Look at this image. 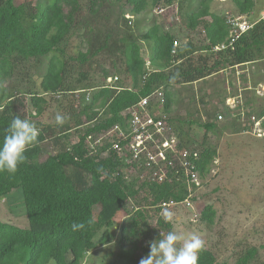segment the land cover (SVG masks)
<instances>
[{
    "label": "trees",
    "instance_id": "trees-1",
    "mask_svg": "<svg viewBox=\"0 0 264 264\" xmlns=\"http://www.w3.org/2000/svg\"><path fill=\"white\" fill-rule=\"evenodd\" d=\"M17 1L0 0V146L15 115L34 122L39 136L14 173L0 172V199L20 190L29 223L22 228L0 221V264H82L90 252L115 241L124 254L122 264H139L150 251L149 242L173 230L160 215L162 204L183 202L191 193L184 180L128 183L121 173L124 163L110 151L112 144L95 146L88 138L123 124L127 119L123 112L154 90L166 91L168 111L172 96L167 89L173 83L193 84L227 68L264 61V29L257 24L233 48L216 52L230 30L225 15L213 11L215 0H40L33 7ZM232 1L240 16L251 15L255 7L254 0ZM159 7L176 9L173 15L189 32L184 41L159 24L160 15L154 13ZM143 14L147 23L137 31L129 28L127 16ZM75 32L85 49L70 56L67 48ZM40 58L49 61L39 90L12 93L3 88L18 65ZM94 64L106 84L93 83ZM76 68L80 79L71 85ZM116 77V89H111L107 81ZM263 82L264 73L257 83ZM54 103L74 120L73 126L40 121ZM244 107L242 114L255 110L252 101ZM204 127L217 129L215 124ZM179 137L185 140L182 134ZM47 142L56 153L40 161ZM216 156V148H202L195 162L201 177ZM121 213L126 218L118 225L117 237L112 229ZM201 217L213 224L214 208L206 206ZM90 218L91 225L71 230L74 221ZM256 252L251 249L237 264H250ZM198 264L224 263L204 246Z\"/></svg>",
    "mask_w": 264,
    "mask_h": 264
},
{
    "label": "rangeland",
    "instance_id": "rangeland-1",
    "mask_svg": "<svg viewBox=\"0 0 264 264\" xmlns=\"http://www.w3.org/2000/svg\"><path fill=\"white\" fill-rule=\"evenodd\" d=\"M254 1L255 7L248 17L250 21H257L260 13L264 11V0ZM40 2V0H18L17 5L26 4L33 7ZM212 9L224 15L239 14L232 0H215ZM173 12L176 13L175 8L168 9L164 15H160L159 24L176 39L184 41L189 32L184 28L181 18L179 21L173 19ZM148 19L144 14L131 17L128 26L137 31L144 26L145 21L147 23ZM102 20L103 18L100 22ZM126 29H123V32ZM145 29L147 28L143 31H146ZM79 32H75L76 35L69 41L70 47L67 49L70 56L85 49L80 36L77 35ZM146 57L150 56L146 54ZM48 61V58L32 59L18 65L13 77L2 84L3 88L12 93L39 90L41 77L46 72ZM92 71L94 72L91 79L94 80V84H106L100 74L99 65L94 64ZM78 72L77 68L72 71L71 85H75V81L80 79ZM263 73L264 61H259L236 69L227 68L197 83L184 85L173 83L167 89L171 93L172 103L170 109L166 111V116L178 135H183L182 139H185L183 141L188 147L201 151L206 145L216 148L217 151L209 171L204 177H200L202 188L197 193L191 194L193 203H196L195 208L192 211L181 207L168 208L174 213L171 224L177 232L185 235L194 232L200 235L204 240L205 248L215 255L219 263L237 264L248 251L256 249V255L250 264H264V112L262 110L264 102L255 95L261 84L257 82H260ZM26 99L29 101V97ZM246 101H252L255 110H245V114H242ZM58 112L66 117L64 124L73 126L74 120L55 103L45 111L40 121L56 124L55 115ZM220 115L222 119H219ZM258 120L262 125V131H257L258 128L255 126ZM206 124H215L217 129L208 131L204 127ZM55 153L56 149L52 147L51 142H47L39 160L45 161L48 156ZM132 176L135 179V174ZM187 187L190 189L189 185ZM128 204L132 209V203ZM206 206H212L215 211L211 225L201 217V212ZM194 213L199 214L198 219L193 217ZM124 218H126L125 214L121 213L115 219L116 224L112 230L117 237H119L118 225ZM0 221L22 228L29 224L20 190H15L0 199ZM152 224L155 225V219L152 220ZM120 252L115 241L113 244L90 252L82 264L110 262L122 264L124 254Z\"/></svg>",
    "mask_w": 264,
    "mask_h": 264
},
{
    "label": "built area",
    "instance_id": "built-area-1",
    "mask_svg": "<svg viewBox=\"0 0 264 264\" xmlns=\"http://www.w3.org/2000/svg\"><path fill=\"white\" fill-rule=\"evenodd\" d=\"M166 12L167 10L161 7L154 10L157 15H164ZM246 18L248 17L235 16L230 13L225 15L230 35L226 43L215 47L216 52L233 48L235 43L254 29L257 24H260L264 29V11L260 13L257 21H250L249 18ZM173 19H177L176 16H173ZM174 45L176 47L178 42H175ZM248 65L250 64H246V66ZM238 67L240 68V66H236L235 69ZM117 81V77L110 78L107 84L111 89H116L114 85ZM256 95L264 98V82L259 84ZM165 105L166 94L163 88L154 90L150 95L141 98L137 104L123 112V115L127 116L123 124H117L98 136L92 135L88 141H92L93 145L100 147H104L106 143L112 144L110 151H113L117 158L124 163L122 174L128 183L137 181L141 184L149 179L152 182L174 184L184 180L190 186V193H197L202 188L201 176L195 165L200 157V151L197 148L188 147L180 139L172 122L166 116ZM219 119H222V115L219 116ZM255 126L258 128L257 131H262L260 122H256ZM110 151L105 155H109ZM134 174L135 179L132 176ZM191 194L183 202L172 200L164 202L161 207H181L192 211L196 203H193ZM193 217L198 219L199 214L194 213Z\"/></svg>",
    "mask_w": 264,
    "mask_h": 264
},
{
    "label": "clouds",
    "instance_id": "clouds-1",
    "mask_svg": "<svg viewBox=\"0 0 264 264\" xmlns=\"http://www.w3.org/2000/svg\"><path fill=\"white\" fill-rule=\"evenodd\" d=\"M65 120L66 117L59 112L55 115L57 125H63ZM38 136L39 129L34 122L15 115L0 146V172L14 173L18 165L27 160L25 152L30 145L37 142ZM160 215L165 222L171 223L174 213L165 207ZM86 223L91 225L94 223V218L86 222L74 221L70 226L71 230L73 232L82 230ZM161 236L162 239L149 242L150 251L139 260V264H198L199 252L204 248V240L200 235L194 232L185 235L173 229L166 233L161 232Z\"/></svg>",
    "mask_w": 264,
    "mask_h": 264
},
{
    "label": "crops",
    "instance_id": "crops-1",
    "mask_svg": "<svg viewBox=\"0 0 264 264\" xmlns=\"http://www.w3.org/2000/svg\"><path fill=\"white\" fill-rule=\"evenodd\" d=\"M173 16H174V15H173ZM147 53L150 54L149 51H147Z\"/></svg>",
    "mask_w": 264,
    "mask_h": 264
}]
</instances>
